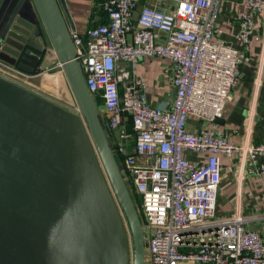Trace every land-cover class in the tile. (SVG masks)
I'll list each match as a JSON object with an SVG mask.
<instances>
[{
	"label": "built area",
	"instance_id": "obj_1",
	"mask_svg": "<svg viewBox=\"0 0 264 264\" xmlns=\"http://www.w3.org/2000/svg\"><path fill=\"white\" fill-rule=\"evenodd\" d=\"M170 1L177 5L167 11L138 10L139 0H102L106 20L71 32L87 87L103 100L99 112L123 177L140 199L148 263L264 264V236L251 225L264 215L239 209L217 217L224 158L237 161L240 183L264 176V141L239 142L217 123L252 58L257 18L264 32V0H243L241 47L216 38L223 0ZM145 58L169 61L176 93L164 107L150 104L138 74ZM192 117L199 127L191 128Z\"/></svg>",
	"mask_w": 264,
	"mask_h": 264
},
{
	"label": "water",
	"instance_id": "obj_2",
	"mask_svg": "<svg viewBox=\"0 0 264 264\" xmlns=\"http://www.w3.org/2000/svg\"><path fill=\"white\" fill-rule=\"evenodd\" d=\"M34 1L43 27L24 21L9 30L0 43V67L34 73L54 53L65 64L84 120L0 75V104L42 130L38 139L28 132L30 147L13 141L0 153L9 167H0V264H129L125 229L101 164L128 222L133 264H149L122 164L76 58L67 0ZM44 134L52 143L40 147Z\"/></svg>",
	"mask_w": 264,
	"mask_h": 264
},
{
	"label": "crops",
	"instance_id": "obj_3",
	"mask_svg": "<svg viewBox=\"0 0 264 264\" xmlns=\"http://www.w3.org/2000/svg\"><path fill=\"white\" fill-rule=\"evenodd\" d=\"M76 31L84 34L90 27L106 20L102 9V0H67ZM177 2L165 0H139L140 10L143 6L156 7L162 10H173ZM243 11V0H223L220 8L216 38L235 47H241L236 39L239 29L240 16ZM24 21L42 23L37 5L34 0H0V43L9 30ZM257 27L252 37L250 62L241 68L242 78L240 83L232 90V98L225 108L224 118L217 121L220 128L239 142L258 143L264 141V32L262 18L256 19ZM164 34L162 37L164 38ZM54 54L47 55L39 63L34 73H29L14 67L25 78H40L39 84L27 82L10 72L0 69V75L21 85L33 92L40 93L48 84L49 77L45 73L51 65L57 64ZM169 61L164 58H145L139 63L138 74L148 83V99L152 106L164 107L166 102L172 101L176 90L170 82L168 72ZM12 67V66H11ZM254 113L252 119L251 114ZM191 128L200 126L193 117L190 119ZM192 160L199 158L197 154L189 153ZM5 158V157H0ZM234 165L239 169L236 160ZM232 159L224 158L223 182L221 192L224 190L225 180L228 185L236 180L237 171L232 165ZM3 169L9 167L2 166ZM264 176H258L262 179ZM244 183V182H243ZM242 184V183H240ZM227 185V186H228ZM234 187V185H233ZM235 191L232 190V193ZM0 195L4 197L2 191ZM243 213L251 214L250 204Z\"/></svg>",
	"mask_w": 264,
	"mask_h": 264
},
{
	"label": "rangeland",
	"instance_id": "obj_4",
	"mask_svg": "<svg viewBox=\"0 0 264 264\" xmlns=\"http://www.w3.org/2000/svg\"><path fill=\"white\" fill-rule=\"evenodd\" d=\"M41 25L43 27V23H41ZM48 44H49L50 49H52L50 40L48 41ZM54 56L59 61V59L57 58L55 54ZM58 61H57V64L55 65L52 64L51 67H49L45 71V73L49 77L48 84L45 87V89L41 91L40 93H36V92L34 93L37 95H40L41 97L47 99L50 102H53L54 104L62 107L63 109H66L70 112H73L74 114L81 116L84 120V117L82 115V112L80 111L78 102L75 98V95L73 93L69 80L67 78V75L65 73V69L59 66ZM0 69L6 71L5 68H2V67H0ZM10 74H14L18 77L26 79L27 82H32L34 84L40 83V78H31V77L25 78L23 75L16 74L15 72H12V71L10 72ZM21 128H25V129H21ZM41 131H42L41 128H39V130H37L36 128H32L31 124L28 123L27 121L26 123H24L23 119L19 118L17 115H14L11 111H9L8 109H6L4 106L0 104V153L2 154L5 153V150H6L5 147L12 148L11 142L13 141L30 147L33 144L29 142L31 139L29 140L27 135L30 138L31 136L30 134H28V132H30L33 136H36V139H38L39 134H42ZM44 136L45 137H43L41 139V142L39 143L40 147H43L42 145L44 144V141L46 140L50 145L52 143V138L48 137V134H47V137H46V134H44ZM8 154H10V152ZM232 162H233L232 165H234L233 160ZM2 166H4V164H2V160L0 159V167L2 168ZM234 168H235V171H237V175H238L239 169L236 168V165H234ZM101 170L103 172L106 184L119 209V213H120L123 226L125 229V234H126V241H127V246H128V252H129V264H133V258H134L133 241H132L131 232L128 226V222L126 220L124 212L122 211L117 201L115 193L111 187V184L107 178V175L105 173V170L102 164H101ZM124 177H125V182L131 192L136 208L139 212L140 211L139 197L136 195L133 187L130 185V180L128 176L125 174ZM243 182L242 184H240V182L238 181V176L236 177V180H234V182L230 183V185H228L229 184L228 180H225L224 190L220 192V195L218 198V208H217L218 216L217 217L223 218L226 216H230L232 213L238 211L239 209L243 213L248 208L247 206L248 204H250V206L252 207L251 209L252 215H264V177L260 179L256 175H248L244 179ZM232 190H234L235 192L232 193ZM251 225L255 229H258L260 232H262L264 236V220L254 221L251 223ZM146 248H148L147 240H146ZM147 260H148V256H147Z\"/></svg>",
	"mask_w": 264,
	"mask_h": 264
},
{
	"label": "trees",
	"instance_id": "obj_5",
	"mask_svg": "<svg viewBox=\"0 0 264 264\" xmlns=\"http://www.w3.org/2000/svg\"><path fill=\"white\" fill-rule=\"evenodd\" d=\"M96 101H97L98 107L99 108L102 107V104H103L102 98H96ZM127 129H128V131H132V125L130 123L127 124ZM121 157H122V155H121ZM139 202H140V199H139Z\"/></svg>",
	"mask_w": 264,
	"mask_h": 264
}]
</instances>
